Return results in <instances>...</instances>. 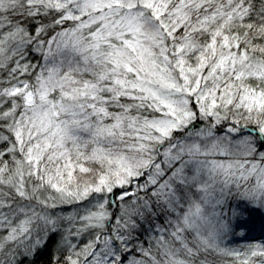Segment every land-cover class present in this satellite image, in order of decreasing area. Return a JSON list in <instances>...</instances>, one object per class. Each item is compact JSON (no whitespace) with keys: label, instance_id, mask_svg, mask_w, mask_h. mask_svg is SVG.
Returning a JSON list of instances; mask_svg holds the SVG:
<instances>
[{"label":"snow or ice","instance_id":"6c2138e0","mask_svg":"<svg viewBox=\"0 0 264 264\" xmlns=\"http://www.w3.org/2000/svg\"><path fill=\"white\" fill-rule=\"evenodd\" d=\"M264 0H0V264H264Z\"/></svg>","mask_w":264,"mask_h":264},{"label":"trees","instance_id":"16d2710c","mask_svg":"<svg viewBox=\"0 0 264 264\" xmlns=\"http://www.w3.org/2000/svg\"><path fill=\"white\" fill-rule=\"evenodd\" d=\"M248 240H236L232 246L242 247L246 243L264 242V213H253L248 231Z\"/></svg>","mask_w":264,"mask_h":264}]
</instances>
